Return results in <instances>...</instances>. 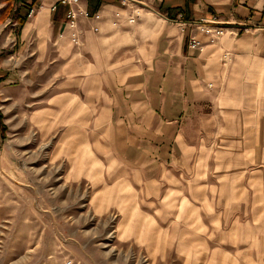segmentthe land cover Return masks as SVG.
<instances>
[{
  "label": "rangeland",
  "instance_id": "obj_1",
  "mask_svg": "<svg viewBox=\"0 0 264 264\" xmlns=\"http://www.w3.org/2000/svg\"><path fill=\"white\" fill-rule=\"evenodd\" d=\"M113 1L128 12L113 13L98 55L88 39L76 49L66 26L69 8L81 9L74 12L76 26L98 13L79 0L50 7H63L55 37L72 46L65 42L64 55L47 58L45 86L37 65L24 71L30 57L0 64L13 72L0 94V264H264V73L256 86L236 84L232 74L213 82L207 102L187 120L193 149L177 151L181 163L121 166L113 159L112 132L103 134L94 118L121 85L118 69L149 61L153 33L144 42L129 38L125 31L143 11L137 0ZM18 5L24 13L15 9L4 22L13 31L21 25L16 16L34 11L32 2ZM171 20L182 34L186 26L209 41L225 34L221 22L180 12ZM207 23L222 33L207 34ZM250 27L256 26L239 25L243 32ZM200 45L188 38L187 47ZM122 153L128 162L139 160L130 144Z\"/></svg>",
  "mask_w": 264,
  "mask_h": 264
},
{
  "label": "crops",
  "instance_id": "obj_2",
  "mask_svg": "<svg viewBox=\"0 0 264 264\" xmlns=\"http://www.w3.org/2000/svg\"><path fill=\"white\" fill-rule=\"evenodd\" d=\"M21 1L32 2L34 11L13 31L4 26V22L13 17L15 9L24 13V8L18 5ZM57 1L0 0V64H6L7 57L18 60L30 57L24 71L31 73L37 65L42 72L43 86L45 61L50 56L59 59L64 55L65 42L69 43L65 38L55 37L63 25V7L57 5L55 10H50ZM137 3L143 13L125 32L133 34L129 38L144 42V34L152 31L149 61L118 69L122 71L121 85L105 99L94 119L101 124L103 134L112 132V141L118 147L113 148V159L121 166H146L152 162L161 166L169 160L179 162L181 155L176 158V154L177 151L183 153L184 146L193 149L185 137V133H190L186 123L193 109L207 102L208 88L213 82L218 85L225 75L232 74L236 84L243 79L248 86L259 84L257 74L259 71L264 73V0H137ZM78 4L88 12L95 10L98 17L78 19L82 44L76 49L88 39L91 52L98 55L101 48L97 41L108 37L105 34L110 31L113 13L120 8L113 0H79ZM96 4L98 7L92 9ZM179 12L187 19L221 22L225 34L209 41L192 26L185 27V34L179 33L177 22L171 20ZM240 24L256 27L243 32L239 29ZM190 37L201 43L199 48L187 47ZM91 39L96 42L95 46ZM231 59L234 61L230 62ZM97 69H102L100 64ZM5 71L6 68H0V94L7 91V77L13 73ZM199 120L203 122L200 128L205 131L207 116L202 114ZM126 144L138 152L139 160L128 162L125 159L122 152ZM132 176L134 179L139 177L137 170L132 171ZM207 242L210 241L207 239Z\"/></svg>",
  "mask_w": 264,
  "mask_h": 264
},
{
  "label": "built area",
  "instance_id": "obj_3",
  "mask_svg": "<svg viewBox=\"0 0 264 264\" xmlns=\"http://www.w3.org/2000/svg\"><path fill=\"white\" fill-rule=\"evenodd\" d=\"M73 1V0H72ZM122 3H127L128 1H131V0H120ZM76 11L72 10L71 8L68 9L67 13H66V17L68 18V21H66V26H67V29L69 31L68 33V39L69 41L76 45V46H80L81 45V41L79 39V36H78V31H77V26H76V23H75V18H74V12H81V9H75ZM212 24L210 23H207V29H205L204 31L207 32V34H213L214 36L213 37H217L219 36L221 33H222V29L219 28V27H211ZM197 44L196 41L194 40H191V43H190V46L191 47H194L195 45Z\"/></svg>",
  "mask_w": 264,
  "mask_h": 264
},
{
  "label": "trees",
  "instance_id": "obj_4",
  "mask_svg": "<svg viewBox=\"0 0 264 264\" xmlns=\"http://www.w3.org/2000/svg\"><path fill=\"white\" fill-rule=\"evenodd\" d=\"M16 18H17L19 24H22L23 21H24V19H25L24 16H22V15L21 16H18V17L16 16Z\"/></svg>",
  "mask_w": 264,
  "mask_h": 264
}]
</instances>
